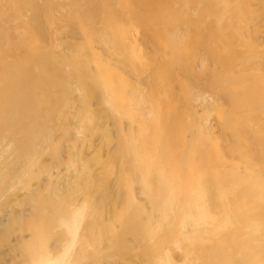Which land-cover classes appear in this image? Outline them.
I'll list each match as a JSON object with an SVG mask.
<instances>
[{
  "label": "bare ground",
  "instance_id": "bare-ground-1",
  "mask_svg": "<svg viewBox=\"0 0 264 264\" xmlns=\"http://www.w3.org/2000/svg\"><path fill=\"white\" fill-rule=\"evenodd\" d=\"M0 264H264V0H0Z\"/></svg>",
  "mask_w": 264,
  "mask_h": 264
},
{
  "label": "rangeland",
  "instance_id": "rangeland-1",
  "mask_svg": "<svg viewBox=\"0 0 264 264\" xmlns=\"http://www.w3.org/2000/svg\"><path fill=\"white\" fill-rule=\"evenodd\" d=\"M51 35L53 36V34L51 33ZM53 37H51L49 40H54V39H52ZM77 38H80V37H77ZM180 106L181 107H183V109H184V111H186V108H188L189 109V105H188V100H185V99H183V101H180ZM68 146H70V144H65V149L66 150H63L62 151V156H64V157H66L67 158V156H68V153L70 152V150H71V148L69 147L68 148ZM62 168H64V166H61ZM46 179H47V177H45ZM44 178V179H45Z\"/></svg>",
  "mask_w": 264,
  "mask_h": 264
}]
</instances>
